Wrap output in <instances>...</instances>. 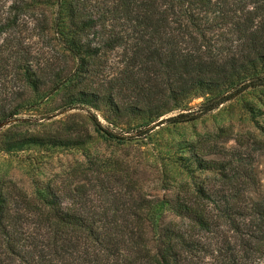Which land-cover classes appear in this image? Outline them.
<instances>
[{
	"label": "trees",
	"instance_id": "16d2710c",
	"mask_svg": "<svg viewBox=\"0 0 264 264\" xmlns=\"http://www.w3.org/2000/svg\"><path fill=\"white\" fill-rule=\"evenodd\" d=\"M49 4L62 54H50L48 69L36 71L23 47L14 46L22 49L14 67L23 83L0 102V122L24 105L27 92L40 100L63 88L62 107H102L113 122L136 117L143 128L134 135L143 136L163 121L195 119L245 91L264 88V0H114L97 16L83 0H10L0 10V35L17 25L19 15L41 31L47 17L36 7ZM104 15L124 25L122 33L88 38ZM115 48L118 67L96 62L102 49ZM196 97L201 101L190 105ZM169 113L175 114L161 118ZM260 129L264 135V123ZM69 142L30 135L5 146ZM259 149L264 151V142ZM195 161L203 169H221V186L198 185L189 196L168 200L188 223L162 227L153 249L143 225L153 201L105 193L107 181L94 182L105 193L97 204L83 184L35 183L29 197L0 188V264H245L250 255L264 253V194L239 198L248 183L244 178L254 182L251 170L227 162L226 175L222 162ZM219 230L229 235L212 246L208 238Z\"/></svg>",
	"mask_w": 264,
	"mask_h": 264
},
{
	"label": "rangeland",
	"instance_id": "374dc122",
	"mask_svg": "<svg viewBox=\"0 0 264 264\" xmlns=\"http://www.w3.org/2000/svg\"><path fill=\"white\" fill-rule=\"evenodd\" d=\"M9 2L0 0V10ZM83 2L97 16L114 0ZM40 9L47 17V25L41 31L30 19L19 15L17 25L8 34L0 35V102L10 99L11 92L21 90L22 76L14 67L20 50L26 52L24 57L32 69L43 72L48 69L50 54H62L54 39V29L50 27L53 4L36 7V13ZM123 28L124 25L104 15V20L88 31V38L98 41L108 30L119 35ZM16 44L23 48L13 50ZM118 52L116 48L102 49L96 62L118 67ZM63 91L58 89L40 100L27 92L24 105L17 107L9 121L0 122V188L17 190L29 197L35 183L50 182L71 188L83 184L81 189L93 204L102 201L105 193L112 192L122 194L123 198L139 195L150 199L153 204L143 213V225L151 249L157 245L162 227L175 224L183 228L188 223L169 208L168 200L189 196L198 185L205 189L221 186V176L217 173L221 169H203L196 164V158L222 162L226 175L231 173L227 162L240 169H250L254 182L244 178L248 183L239 198L247 200L264 194V151L259 149L264 142L260 129L264 123V88L245 91L195 119L163 121L143 136L134 135L137 129L143 128L142 120L136 117L118 118L113 122L102 107H62ZM199 101L201 98L196 97L189 104ZM47 134L72 142L61 146H5V141L10 139ZM99 180L109 182L105 193L94 185ZM228 235V231L219 230L208 240L215 246ZM245 262L264 264V253L250 255Z\"/></svg>",
	"mask_w": 264,
	"mask_h": 264
}]
</instances>
